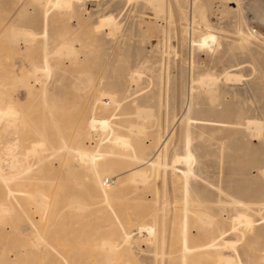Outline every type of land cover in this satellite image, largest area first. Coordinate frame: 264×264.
<instances>
[{
	"label": "rangeland",
	"instance_id": "obj_1",
	"mask_svg": "<svg viewBox=\"0 0 264 264\" xmlns=\"http://www.w3.org/2000/svg\"><path fill=\"white\" fill-rule=\"evenodd\" d=\"M147 1L151 3L74 0L70 9L49 8L45 25L42 1L0 0V65L20 59L38 63L45 47L41 36L44 26L50 50L59 46V33H68L66 40L74 34L82 47L76 58L67 50L59 57L57 52L50 53L55 66L48 76L22 73L16 63L14 72L6 74L0 66V81L5 84L0 88L29 113L31 125L45 132L50 139L48 147H61L64 141L94 152L119 151L109 157L114 164L100 168L102 177L115 174L109 202H105L98 182L89 186L93 169L84 160L64 149L67 147L55 150V156L50 153L51 158L42 162L48 178L42 185L48 194L47 213L42 216L37 202L26 203L33 225L19 208L12 215L1 214L0 264H210V259L198 261L195 252L181 257L179 225L183 201L188 197L193 200L188 204V245L200 244L210 233L198 229L200 221V225H208L203 219L195 220L193 210L214 214L225 229L230 228L237 212H246L255 226L236 242L237 249L247 264L264 263V231L259 230L264 226V201H249L234 190L235 178H251L256 188L264 189V0H160V7ZM107 10L119 20L114 33L95 29L98 14ZM148 22L151 33L145 31ZM29 32L34 33V39L27 36ZM209 32L214 38L201 43V36ZM21 37L29 41L23 42ZM21 75L25 81L40 80L44 95L26 85L21 90ZM14 76L20 79L15 87L9 85L15 83ZM198 77L208 81L203 79L204 84H200ZM101 94L113 98L108 101ZM136 108L139 117L134 116ZM93 118L108 120L110 127L104 131L98 125L90 127ZM249 119L261 122L260 132L248 125ZM110 128L130 139L127 149L122 151L111 141ZM186 129L191 132L188 148L191 146L194 155L189 195L183 189L182 162L164 168L141 164L139 159L152 156L165 139L166 161L170 162L187 148ZM36 135L40 137L34 132L31 137ZM138 142L149 146L145 153L137 150ZM245 143L262 149L254 164L242 157ZM51 148L42 154L54 150ZM36 155H29L26 162L36 163ZM128 168L142 169L146 177L131 179ZM10 215L20 226L15 232L9 226ZM143 223L156 226L155 231L149 235L138 231ZM21 225L27 227L23 230ZM123 230L131 233L129 244L123 241ZM39 231L45 234V246L40 243ZM224 237L233 240L237 236L228 230ZM217 240L223 241L220 237ZM219 246L223 254L233 255V247ZM105 254L117 257L110 263Z\"/></svg>",
	"mask_w": 264,
	"mask_h": 264
},
{
	"label": "bare ground",
	"instance_id": "obj_2",
	"mask_svg": "<svg viewBox=\"0 0 264 264\" xmlns=\"http://www.w3.org/2000/svg\"><path fill=\"white\" fill-rule=\"evenodd\" d=\"M37 1H39V2L42 1L43 6L45 7V8L43 7L45 9L43 12V15L45 17L44 18V21H45L44 24L45 25H46L47 19H48V11H49L48 9L49 8L53 7V8H58V9L59 8L70 9L74 5V0H37ZM150 1H151V3L150 2L148 3V1H147V3L150 4L151 6L154 4V3L152 4V2H156V3H159L158 7H160L159 6L160 0H150ZM104 2H105V0H104ZM106 2H107V0H106ZM193 3H194V1H193ZM101 4H100V6H101ZM95 5L96 4H94V6ZM143 6H145V5L143 4ZM98 7H99V2H98ZM95 9H93V10H95ZM149 22L147 24V30H145V31H147L148 33H151L153 30L151 27V23H149ZM155 22H156V20H155ZM143 24H144V22H143ZM152 24H153V21H152ZM119 26H120L119 20L116 18V15L114 13L108 11V12H101L98 14L97 22L95 24V29H97V30L106 29L109 31V33H114L117 31ZM155 29H156V26H155ZM185 30H186V28H185ZM12 31H14V30H12ZM47 31H48L47 26H44V29L42 31L41 36L43 37V44L45 45V47L42 48L43 51L41 53L42 56H41L40 61L38 63H33V60H32L31 61L32 63H28V62H24L22 59H20V60H16V62H14V63L1 64L0 66H2L4 69H6V74L14 72L13 66L16 63L18 65V68L22 70V73L30 71L31 74H36V73L40 72V73H42V74L44 73L45 75L48 76L51 73V71L53 70V67L55 66V64H53V62H52V58H51L52 55L50 53H52V52L56 53L57 52L58 55L56 54V57L57 56L59 57V54L62 55L61 52L63 50L64 51L67 50L66 52L68 54L72 55L73 57L76 58L79 56V53L82 51V49H81L82 47H81L80 41L76 38V36L74 34H72L70 36V38H68V40H66V36L68 35V33H59V35H58L59 46L50 50L49 48H47V45H48ZM155 31L153 32V34H155ZM16 33H18V32L15 31V34H14L15 36L17 35ZM21 33H20V36H21ZM109 33H107V34H109ZM157 33H158V31H157ZM28 34H29L30 40L34 39V36H35L34 33L29 32V33H27V36H28ZM241 34L243 36H245L243 34V32H241ZM14 35H13V37H15ZM214 35L215 34H213L211 32L202 35L201 36V41H202L201 43H205L208 40L209 41L212 40L214 38ZM19 38L17 37V39H19ZM21 38L23 39V42L25 40L29 41L28 37H21ZM13 40H14V38H13ZM15 41H16V38H15ZM78 41H79V45L77 44ZM242 41H243V43H245V42L247 43V41L243 40V38H242ZM20 42H21V40H20ZM21 45H23V44H21ZM63 55H65V54H63ZM57 60H58V58H57ZM5 61H7V60H5ZM26 66H29V67L27 68ZM25 67L27 69H25ZM27 73H29V72H27ZM27 73H26V76L24 78L27 77ZM16 75H19V74L16 73ZM22 75L20 77H21V79H22L21 81H23L24 85L22 83H20L19 88H21V90L26 85L30 90L33 89L34 92H38V91L42 92V95H44L43 93L45 92V89H44V87H42L39 84L40 80H35L33 82H31L29 80L25 81V79L22 78L23 77ZM45 75H44V77H45ZM41 77H43V76L41 75ZM14 78H15L14 79L15 83H13V81H12V83L9 84L10 86L12 85L13 87H15L16 82L20 81V79H18V81H17V77L14 76ZM198 78L200 79L201 77H198ZM203 79L208 81L207 77L206 78L204 77V78H202V80L200 79L201 80V82L199 81L200 84L201 83L204 84ZM211 79L214 80V78L212 76H211ZM211 79L209 78V80H211ZM3 84L4 83L0 81V85H3ZM18 84L16 86H18ZM21 84L23 86H21ZM43 84H44V82H43ZM15 89H17V88H15ZM47 90H49V89H47ZM54 90H56V89H54ZM16 92H18V91H16ZM100 96H105L107 98V95H105V94H103V95L101 94ZM111 96L113 98V95H111ZM111 96H108V98H107L108 101H109V99H111L110 98ZM42 100H43V98H42ZM99 100H100V98H99ZM112 102H114V101L110 100V103H112ZM136 110H137V112L134 116L137 115V117H139L140 116V114L138 113L139 111L137 108H136ZM143 111L145 112L146 110L143 109ZM143 111H142V114H144ZM149 111H150V109H149ZM42 112H43V110H42ZM86 113H87V111H86ZM48 114H49V118H51V120H52L51 114L50 113H48ZM138 114H139V116H138ZM147 115H148V113H147ZM149 115H150V113H149ZM28 116H29V113L26 110H24V108L21 109L20 106H18L15 99L13 98V95L9 92H6V90H4V88H0V216H1V214L3 215V213L11 214L12 212H15L14 209L19 208L21 215H24L25 218H27L28 221L31 222V224L33 225L34 221H32V218L29 217L30 211L28 212V210L26 209L28 207H25L26 203H28V202H37V204L40 206L39 208L41 210L42 216H44L43 213L45 212V209L47 210V208L49 207V200H48V194H46L45 191L43 190L44 188H42L44 181L46 179H48L46 177V175H44L46 167L42 164V162L46 158H51V157H48V155L50 153H51V155L53 154V156H55L54 154L56 152H58L60 150V148H64V147H67L64 149H67V150L69 149L70 152H73L72 154L75 153V157L77 159L81 160L82 162L84 160V162L90 167V169H93L92 170L93 175L91 177L92 179L89 182V186L94 187L95 181L98 182V185L100 187V191L104 195V199L106 200L105 202H107V201L109 202L108 199L112 198V197H110L111 191H113L114 186L116 184V179H113L115 177V174L112 175L110 173H107L108 175H106L105 177H102L101 176L102 172H101L100 168L109 167L112 164H114L113 159H110L109 157L113 156L115 154H119V151L113 150V148H111L109 151L94 152V150L91 151V150L87 149L86 147L71 146L70 144H66V142L63 141V144L61 147L51 146L52 148H54V150H51L46 155L42 154V153H44L45 149L47 151V149L51 148V147L47 146V143L50 139L47 140V138H46L47 135L45 134V132L41 133L37 127H34L33 125H31L29 123ZM55 121H56V119H55ZM90 121H89L91 123L90 127H92V126L95 127L96 125H98L99 128L101 127V129L103 130L107 126H109V121L104 119V118H97V119L93 118ZM22 125L24 126L23 128H22ZM248 125H250V126L253 125L252 128L256 129L257 132L261 131L262 126H261V122H259V121L249 119ZM26 126H29V127H26ZM246 126H247V122H246ZM43 128H44V126H43ZM110 129H111L110 132H112V140L111 141L116 146L118 145L117 147L121 148L122 151L124 150V148L127 149L126 147H128L130 139L128 140L127 137L125 138L123 135L113 132L114 130H112V128H110ZM139 129H141V128H139ZM41 131H42V129H41ZM33 132L40 135V137H38L37 135H36L37 138L31 137ZM185 132L186 133L184 134V137H186L185 139H187V141L184 140V142L186 143L184 146L185 147L187 146V148L185 149L184 153L172 156L173 158H172V160L170 158V162L166 161V152L167 151L165 149V145H166L165 139H163L162 142L160 141V144L156 148V152L154 154H152V156L147 157L146 159H144V158H139V159L141 161L140 162L141 164L147 163V165H150L152 167L163 166L164 168H166L169 165V163H172V165H174L176 162H179V163L182 162V164L184 165V168L181 170V172H182L181 176H182L183 181H184L183 189H184V192H186V194L189 195L190 192H189V189L187 188V184L189 182V178L191 177L190 174H193V167H192L191 163L194 161V155H192L193 150L190 148L191 146L188 148L189 142H190L189 141V134L191 132H189V129H186ZM6 134H8L9 136L11 135L12 137L11 138L9 136L7 137ZM102 135H104V134H102ZM135 137H136V133H135ZM135 137H132V139H134ZM261 146H262V144H261ZM148 148H149V146L144 145L140 142H138V144H137V150L141 151L142 153H145ZM189 149L192 152H190ZM54 151H55V153H54ZM261 151H262V149L260 147L257 149H252L250 144L245 143V145L243 147L242 157L243 158L248 157L250 162L254 164L257 162L256 161L258 159L257 155H259V156L262 155ZM121 153L122 152H120V154ZM33 154L34 155L40 154L38 156L36 155L38 157L37 158L38 161L36 163L29 164L28 162H26V159L28 158L29 155H33ZM74 166H76V165L73 164L72 167L74 168ZM67 168H68V170H71V164H68ZM128 170H129V172L131 171V173H130L131 179L133 177L137 176L140 178L142 177L141 179L143 180V177H146V172L142 169L133 170L131 168H128ZM170 170H173V169L171 168ZM243 170H245V169H243ZM66 172H67V170H66ZM129 177H130V175H129ZM106 179H107V182H106ZM234 181L236 184L234 186V190L237 191L238 193H240L241 195H246L247 196L246 199H248L249 201H251V200H256L258 202L264 201V189L256 188L254 186V180L253 179H251V178H248V179L235 178ZM201 194L205 195L206 192H202ZM184 199L185 200L183 202L185 204L183 207V211H184L183 212V218L181 220V224L179 225V226H181L180 231H182L181 232V237H182V243H181L182 255H181V257L183 259H185L187 257V255L189 254V252H195V256H197L199 258L198 261H202V260L208 261L210 259V261H211L210 264L211 263L212 264H247L246 261L241 258V256H240L241 253H239V251L237 249L236 242L238 240H240L242 237L244 238L245 235L247 234L246 233L247 231L251 232V230L254 229V226H255L254 222H253L254 219L246 212H237V214H235V216L232 217L233 219L231 220L232 222H231L230 228L225 229L221 225L222 220L220 218L216 217L214 214L212 216L208 215V214L203 215L201 213H204V212H200L199 209L193 210L192 212H194V214H195L194 219H195V217H196L195 220L200 221V219L201 220L203 219V220H205L204 222H206V224L208 225L207 227L204 226V224L202 226V225H200V224H202V221H200L198 229L201 231H205V232L210 231V233H209V236L207 237V239L205 241L201 242L200 244L188 245L187 244V235H186V233L188 232L187 231V229H188V215H187V213L189 210L188 204H189V202H191L193 200L191 198L189 199V197H188V199L187 198H184ZM233 201L239 202L244 206L250 205L247 201L246 202L241 201L240 199H238V200L233 199ZM76 202H78V201H76ZM197 202L199 203L200 201L197 200ZM76 205H78V204H75V207H76ZM262 205H264V202H262ZM80 207L82 209L83 206H80ZM81 209H80V212H81ZM195 209H197V207ZM46 213L47 212H45V214ZM82 213H83V211H82ZM191 214L194 215L193 213H191ZM11 215H10V217H11ZM24 216H22V217H24ZM11 219L12 220L10 221L9 226H10L11 231L15 232V230L16 229L18 230V227H20V226H17L18 222L13 220L12 217H11ZM42 219H43V217H42ZM194 219H193V221H194ZM262 219H264V218H262ZM239 223H242L243 227L239 228L238 227L239 225L237 226V224H239ZM21 226L23 227L22 228L23 230L27 227V226L25 227L23 225H21ZM155 228H156V226H154V225H148V224L146 225L143 223L142 225L140 224L137 229H138V231L139 230L140 231H146L149 235V233L152 234L155 231ZM37 229H38V227L35 228V230H37ZM228 230H230L231 232H234L237 237L233 240H230L229 238H225L224 235H225V233H227ZM259 230L264 231V226H262ZM146 232H144V233H146ZM39 233H41V232L39 231ZM122 233H123L122 234L123 241L127 242L131 233L129 234V232H127L125 230H123ZM42 234L43 233H41V235H39L40 236L39 240H41V242L40 241L39 242L42 244V241H43V244L45 246V244H47V240L44 238L45 234H43V235ZM218 237L223 239V241L219 242L217 240ZM219 244H222L223 247H225L227 245H229V247H231V248L233 247L232 249H234L235 254L233 253L232 256L223 254V252H221L219 249V247H220ZM131 249H132V246H131ZM11 252L13 253V251H11ZM105 257H106V260L111 263L117 257V255H115L113 257H108L105 254ZM262 258H264V257H262ZM182 262L183 261L181 260V263ZM262 262H264V261H262ZM262 264H264V263H262Z\"/></svg>",
	"mask_w": 264,
	"mask_h": 264
},
{
	"label": "built area",
	"instance_id": "obj_3",
	"mask_svg": "<svg viewBox=\"0 0 264 264\" xmlns=\"http://www.w3.org/2000/svg\"><path fill=\"white\" fill-rule=\"evenodd\" d=\"M106 182H107V179H106Z\"/></svg>",
	"mask_w": 264,
	"mask_h": 264
}]
</instances>
